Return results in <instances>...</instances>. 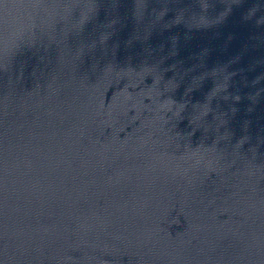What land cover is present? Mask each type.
<instances>
[{"label":"water","instance_id":"obj_1","mask_svg":"<svg viewBox=\"0 0 264 264\" xmlns=\"http://www.w3.org/2000/svg\"><path fill=\"white\" fill-rule=\"evenodd\" d=\"M0 264H264V0H0Z\"/></svg>","mask_w":264,"mask_h":264}]
</instances>
